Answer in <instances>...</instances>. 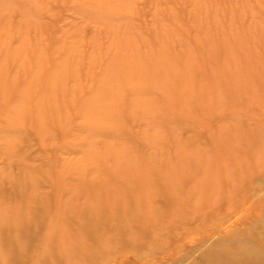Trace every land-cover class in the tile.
<instances>
[{
	"label": "rangeland",
	"instance_id": "1",
	"mask_svg": "<svg viewBox=\"0 0 264 264\" xmlns=\"http://www.w3.org/2000/svg\"><path fill=\"white\" fill-rule=\"evenodd\" d=\"M152 103L160 111L150 119ZM101 116L122 122L85 146ZM259 124L264 0H0V220L20 232L18 244L0 234V264H210L202 260L213 255L264 264V129L255 143L250 135ZM236 134L251 139L248 158L232 157ZM200 151L228 168L243 161L242 174L254 155L261 165L233 189L222 180L227 203L160 219L152 246L133 237L134 249L74 260L78 218L125 201L112 192L120 181L142 179L175 152L194 162ZM26 202L27 223L16 228Z\"/></svg>",
	"mask_w": 264,
	"mask_h": 264
},
{
	"label": "bare ground",
	"instance_id": "2",
	"mask_svg": "<svg viewBox=\"0 0 264 264\" xmlns=\"http://www.w3.org/2000/svg\"><path fill=\"white\" fill-rule=\"evenodd\" d=\"M110 91L113 92L112 90ZM115 93L114 95L109 96V100H112L116 97ZM151 105L149 107L150 111L151 107H153V110L151 113H149L150 111L148 110V117L150 119H152L160 111L156 109L154 103ZM145 111L147 110L145 109ZM158 115L161 118H165L161 114ZM142 118L143 116L140 115L135 119L141 120ZM111 122L114 124H119L122 122V120L118 117H114L110 120L104 118V116L93 119V124L95 127L98 126V129H92V133L88 136L89 141H86L85 146L89 145L90 140L97 137L98 135H101V127L107 126ZM260 125L261 124H259L255 131H250V135L254 140V143L260 139L259 136L256 138L255 136L260 135L264 129H261ZM241 126L245 125L241 123ZM208 139L212 141V144L211 142L210 144L212 145V148H214V137L210 136ZM224 139L225 135H221L219 137L220 144H222ZM197 140H199V137L194 139V141ZM250 140L251 139L247 137H242L240 140L236 134L235 146L239 147V153H236V155L232 157L238 159L242 155L243 157L248 158L250 156L249 153H252V150L248 152L242 151L245 147L250 146ZM216 149L220 150L219 148ZM221 150L226 149L221 148ZM194 158L195 163L191 160L182 159V153L175 152V156L173 158H168L163 163L155 162L151 170L146 169L145 176L142 179L139 178L120 181L119 185L114 188L112 192L121 190L120 195L126 199L125 201L118 204H110L108 207L105 206L103 207L105 209L103 212H97L98 209H92L87 215L81 217L80 219L78 218L80 235L82 236L83 240L77 242L78 245L75 247L73 255L74 257H79L75 258L74 260L80 259L81 255L88 254V252H93L92 254H94L99 252V250H104L107 253L110 250L111 252H116L119 249L126 247H129V249H134L138 246V244L147 247L152 246L151 243L153 242L155 236L159 233L158 228L161 229V224H159L160 219L165 218L178 221L183 216H187L186 214H193V210H196L202 214L203 211H209L212 207L225 203V199L228 195L226 196L225 191H223L221 188L223 187L224 183L222 180L226 179L229 181V183L231 182V187L233 189L235 186L234 183L236 181L242 179V177H246L248 179V177L252 176L255 173V170H257L261 165L260 158L254 155L253 158L246 160V169L244 171L246 174H242L243 171L240 172V169L243 166L240 164L243 161L239 164L238 168L235 166L228 168L230 165L227 163V160H216L214 159L213 153L208 154L206 152L200 151L194 156ZM205 158L214 164L211 168L207 169L199 162ZM172 161H174V165H171ZM236 169H238V172ZM209 173H212L211 176L215 178V188L205 195L208 191L205 190L203 185L205 184L204 180ZM238 173L241 174L238 176ZM197 199H206V202H200V205H197ZM155 203H158L159 208H155L153 205ZM28 204L29 202L25 203V213H22L21 216L16 217V228L22 227L27 223L25 218ZM27 225L31 226L30 223ZM11 230L12 228L6 227L3 221L0 220V234H2L3 231L6 232L11 244H18L20 242V238H18L17 235H20V232L14 236H11ZM133 237L136 240L134 241L135 244L138 242L135 247L132 245L133 242H130L131 238ZM158 248L160 247L157 246L156 250H158ZM104 251L99 253L103 254ZM143 252H145V250ZM147 253L149 252H146V254ZM8 254L9 253L7 252V255H5L7 260L9 259ZM10 255L13 257L14 253L10 252ZM153 256H155V254ZM85 257L86 259L90 258L89 256ZM208 257L203 258L202 262H207L209 260L210 264H237L238 262V259H236L237 257L232 261H229L230 263L227 261H218L216 257L214 258V255L210 256L209 258ZM157 258L158 257H155L154 259ZM19 259L20 258H18L17 261L13 259L10 264H22L25 260H27V262L29 261L28 257H21L20 261ZM150 261H153V257L150 258ZM38 264H44V260L38 262Z\"/></svg>",
	"mask_w": 264,
	"mask_h": 264
}]
</instances>
